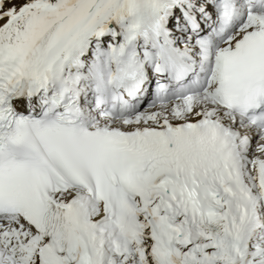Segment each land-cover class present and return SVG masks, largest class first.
<instances>
[{
  "label": "snow or ice",
  "instance_id": "1",
  "mask_svg": "<svg viewBox=\"0 0 264 264\" xmlns=\"http://www.w3.org/2000/svg\"><path fill=\"white\" fill-rule=\"evenodd\" d=\"M0 264H264V0H0Z\"/></svg>",
  "mask_w": 264,
  "mask_h": 264
}]
</instances>
